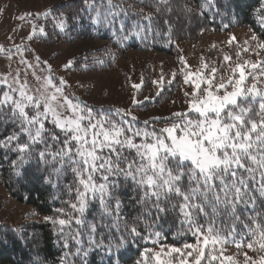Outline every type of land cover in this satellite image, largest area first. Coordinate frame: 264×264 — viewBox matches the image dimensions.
I'll list each match as a JSON object with an SVG mask.
<instances>
[{
  "label": "snow or ice",
  "instance_id": "1",
  "mask_svg": "<svg viewBox=\"0 0 264 264\" xmlns=\"http://www.w3.org/2000/svg\"><path fill=\"white\" fill-rule=\"evenodd\" d=\"M212 2L204 0L203 7ZM159 4L167 6L169 0H159ZM107 5L105 11L96 10L92 23L112 27L117 44L133 37L147 39L142 35L145 31L172 43L169 21H164L167 31L161 32L153 28L154 16L142 12L146 25L138 20L133 31L118 35L124 33V24L121 21L117 30L115 18L121 13L127 16L128 10L113 0H107ZM153 6L156 13L161 12L160 7ZM93 7L88 5L89 9ZM165 11L171 12V8ZM41 17H51L59 32L67 28L63 14L27 13L18 19L31 25L28 40L48 35L45 25L37 23ZM257 23L259 34L253 30L242 49L257 59H242L241 50L236 49L235 60L224 54L217 64L201 56L193 69L180 56L185 109L142 122L128 109L97 111L69 91L72 86L53 74L51 64L39 56L35 64L29 62L23 56L28 49L16 46L24 79H20L19 68L15 77L11 73L0 75V85L6 88L0 93V123L10 122L18 130L0 139V149L5 158L8 152L17 153V159L11 162L16 175H20L19 167L34 156L51 168L48 183L53 182L52 177L59 181L66 171L72 173V182L64 185L68 198L54 209L56 215L44 218L56 228L63 248H69V240L76 245L74 252H64L61 264H72L69 257H80L81 264H87L84 258L92 247H104L111 253L113 245H104L102 240L98 243L96 235L98 228L116 227L122 219V200L116 194L120 178L131 182L135 202L143 212L131 223L124 222L116 247L137 240L152 245L143 248L136 264H241L239 256L243 257L242 264H264V5ZM235 39L230 37L228 43L233 44ZM0 53L9 58L12 55L2 46ZM108 55L115 58L113 53ZM41 64L43 76L36 73ZM29 69L37 81L34 89L28 83ZM170 75L169 85L178 73ZM164 81L163 74L159 81H152L158 87L157 96L163 91ZM132 87L139 90L142 84ZM132 103L140 101L134 98ZM156 124L163 126L157 128ZM93 202L99 203L102 218L110 217L116 223L86 221L85 214ZM169 213L177 214L179 225L172 234L178 241L174 244L162 242L167 235L159 224ZM222 217L229 222L227 227L220 226ZM238 226H242L241 231ZM85 231L88 248L81 238ZM229 245L235 246V254H226ZM245 247L254 255L243 251Z\"/></svg>",
  "mask_w": 264,
  "mask_h": 264
},
{
  "label": "trees",
  "instance_id": "2",
  "mask_svg": "<svg viewBox=\"0 0 264 264\" xmlns=\"http://www.w3.org/2000/svg\"><path fill=\"white\" fill-rule=\"evenodd\" d=\"M113 3H122V6L128 10L127 16L121 13L115 18L114 26L117 30L120 28L121 21L124 24V33L117 32L118 35L133 31V24L138 20L146 25L147 21L141 19L140 13L142 12L154 16L153 28L159 29L161 32L167 31L168 25L164 21H169L172 28V43L169 44L166 38H157L145 31L142 35L147 36V39L133 37L122 45L117 44L112 27L95 25L91 19L97 9L107 10V0H103V6H101L102 0H62L58 4L52 5L48 11H51L54 17H60L63 14L67 18V28L64 32H59L53 27L51 17L48 20L42 19V24L45 25L48 33L43 38L44 44L47 46L57 43L72 44L84 39L100 42V46L89 49L82 54V62L87 65V68H83L85 70L121 71L119 61L128 52L166 54L177 59L180 64V56L186 60L185 52L180 48L182 43H192L206 35L223 33L240 27H248L259 34L260 27L257 23V16L262 5H264V0H213L206 8L203 7L204 0H169L167 6L160 5L159 0H113ZM89 4H93L94 7L89 9ZM153 5L160 7L161 12L156 13ZM166 7H170L171 12L165 11ZM186 9H191V11ZM117 10L113 9V11ZM183 18L190 19L193 22L192 27L186 28L183 24ZM233 48L234 44L224 47L226 53L235 60L236 49ZM109 52L114 54V59L108 55ZM223 53L224 51L210 50L206 53L205 59L214 60L219 64ZM77 58V63H79L81 56ZM98 59L103 60V63H97ZM172 72L168 71L164 74V88L160 96L156 95L158 87L152 84V76L142 72V77L145 79L144 87H148V89L152 87L154 94L149 101L138 105V108L145 111L160 108L169 102L180 88L186 87L179 76V72H177L176 80L170 85L167 83L171 79L170 73ZM132 77V74L125 75L126 86H129L130 81L134 78ZM160 77L161 74L158 73L155 80L159 81ZM3 90L6 88L0 85V93ZM90 106L97 111L103 109L107 112L114 109L112 106ZM14 129H16V125L10 122L0 123V139L10 134ZM22 139H26V137H22ZM53 150H55V146ZM16 159L17 153L8 152L7 158H5L4 150L0 149V186L10 199L16 203L32 207L35 214L43 218L56 215L54 209L61 207V201L68 198L64 185L72 182V173L66 171V174L59 181L52 177L53 182L48 183L47 180L51 171L49 166L41 164L34 156L19 167L20 175H16L15 170L11 167V162ZM120 183L121 186L116 190V194L122 200V219L116 227L98 228L96 235L98 243L102 240L104 245H113L112 251L108 253L104 247H92L88 256L84 258L87 264H136L143 248L152 246L150 243L145 245L143 241L137 240L116 247L119 245V237L123 233L124 222L131 223L133 218L143 212V208L135 202L136 192L131 182H124L123 178H120ZM54 185L56 186L54 187ZM55 197L59 198L56 199ZM176 215V213H169L159 222L167 235V239L162 241L163 243H178L172 236L179 227L176 223ZM85 219L97 225L116 223L110 217H101L98 202L90 204ZM200 221L203 223L204 218L201 217ZM228 223L226 219L221 218L220 226L227 227ZM73 227L76 226L73 225ZM117 227L121 231L118 232ZM139 227L141 230L144 229L143 224H140ZM85 228H87V224ZM241 230L242 226H238V231ZM81 238L84 241V247L88 248L87 231L83 233ZM75 248L76 245L71 240H69V248H63V240L56 228L45 219L42 222L22 219L15 224H7L6 221L0 219V264H61V257L64 252H74ZM242 250L249 251L246 247ZM236 251L234 245H229L226 254H235ZM249 255L254 254L249 251ZM69 259L72 264H81L80 257H69ZM237 259L242 264L243 257L239 256Z\"/></svg>",
  "mask_w": 264,
  "mask_h": 264
},
{
  "label": "rangeland",
  "instance_id": "3",
  "mask_svg": "<svg viewBox=\"0 0 264 264\" xmlns=\"http://www.w3.org/2000/svg\"><path fill=\"white\" fill-rule=\"evenodd\" d=\"M62 0H0V46L4 49H10L11 58L7 54L0 53L1 60H4L3 69L0 75L11 73V77H15L16 71L21 70L20 79L23 81L24 66L19 63L21 54L16 52V46L26 47L28 50L23 53L24 58L35 64V57L39 56L41 61H47L53 67V74L56 77H63L72 86L69 91L81 100L86 101L89 105L112 106L114 109H128L138 116L139 121L151 119L153 117H164L173 111H183L184 105V89L180 88L176 95L162 107L145 111L138 108L149 100L145 97L152 98L154 92L152 87H144L145 79L142 72L150 74L152 81H156V75L168 72H179L181 65L177 59L166 54L128 52L120 61L121 71H92L85 70V63L82 62V54L89 49L100 46L101 43L94 40H80L75 43H57L51 46L44 44V37H34L28 40L27 37L31 31V25L27 20L21 21L19 16L27 13H40L48 11V9ZM42 19L37 23L42 24ZM183 24L186 28L192 27L193 22L188 18H183ZM43 25V24H42ZM252 30L248 27L234 28L223 33H212L201 37L192 43H182L180 48L185 52L187 63L195 69L198 66L201 56L206 57V53L210 50L224 51L230 45L228 40L234 36V48L240 49L242 59L255 60L257 57L250 56L242 51L245 41H249ZM251 43V42H250ZM215 46V47H213ZM80 62L77 63L80 57ZM264 57V53L261 54ZM72 62L71 67L65 69V65ZM41 64L36 68L37 75H45L41 69ZM133 75V80L129 86H126L125 75ZM10 77V79H11ZM28 83L34 89L37 81L32 76V70H28ZM151 81V82H152ZM133 84H142L141 89L137 90L132 87ZM153 84V83H152ZM2 86V85H1ZM140 101L137 105H133V99ZM175 101V103H173ZM163 124H156L155 127H162ZM0 219L6 221L7 224L18 223L22 219L30 221L42 222L43 217L34 213L32 207L19 204L10 199L4 189L0 186Z\"/></svg>",
  "mask_w": 264,
  "mask_h": 264
},
{
  "label": "crops",
  "instance_id": "4",
  "mask_svg": "<svg viewBox=\"0 0 264 264\" xmlns=\"http://www.w3.org/2000/svg\"><path fill=\"white\" fill-rule=\"evenodd\" d=\"M3 63H4V60H1V58H0V70H2L3 69Z\"/></svg>",
  "mask_w": 264,
  "mask_h": 264
}]
</instances>
